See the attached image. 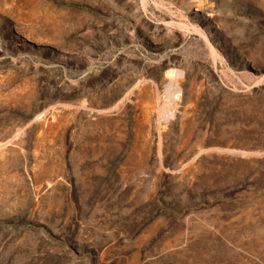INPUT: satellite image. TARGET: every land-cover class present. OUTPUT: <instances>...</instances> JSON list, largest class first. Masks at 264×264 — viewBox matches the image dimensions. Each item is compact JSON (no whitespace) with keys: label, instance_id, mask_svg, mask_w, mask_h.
<instances>
[{"label":"rangeland","instance_id":"obj_1","mask_svg":"<svg viewBox=\"0 0 264 264\" xmlns=\"http://www.w3.org/2000/svg\"><path fill=\"white\" fill-rule=\"evenodd\" d=\"M0 1V264H264V0Z\"/></svg>","mask_w":264,"mask_h":264},{"label":"bare ground","instance_id":"obj_2","mask_svg":"<svg viewBox=\"0 0 264 264\" xmlns=\"http://www.w3.org/2000/svg\"><path fill=\"white\" fill-rule=\"evenodd\" d=\"M14 1V0H13ZM5 5H9V4H4V6ZM3 8V4H2V2L0 1V9H2ZM7 8L9 9V10H13V11H15L14 9H12L13 7H8L7 6ZM15 9H16V11L17 10H22V11H24V13L27 15V17L29 16L30 17V19L29 20H34V21H36V20H40V24H41V22H50L51 23V21H56L57 20V18H55L54 17V11L51 9V7L49 6V5H44V4H42V2L41 1H37V0H31V1H29V2H24V3H20V4H17L15 7H14ZM6 13V12H5ZM21 14V13H20ZM10 15V14H9ZM60 15V14H59ZM58 16V15H57ZM208 19V18H207ZM211 20V19H210ZM202 21H204V20H202ZM206 21V20H205ZM207 22V21H206ZM212 22V21H211ZM39 25V24H38ZM38 25L36 26V27H38ZM203 25H204V23H203ZM41 26L43 27L44 26V24L42 25L41 24ZM41 26L39 27V28H41ZM45 27V26H44ZM37 31V30H36ZM36 31H34V32H36ZM38 31H40V33L42 34V31L41 30H38ZM37 31V32H38ZM211 31V30H210ZM30 32V31H29ZM205 32H206V30H205ZM212 32V31H211ZM39 33V34H40ZM28 34V33H27ZM32 34V33H31ZM35 34V33H34ZM34 34H32V35H29V36H27V38H25V40L26 41H28L29 43H28V45H30L31 47H34L36 44H38L39 45V43H41L42 41H43V37L42 38H40L39 36H34ZM209 34V33H208ZM37 35V34H36ZM211 35V34H210ZM43 36V35H42ZM45 37V36H44ZM206 37V36H205ZM204 39V38H203ZM207 40V39H206ZM19 42V41H18ZM50 42V41H49ZM60 46V45H59ZM62 46V45H61ZM58 47V46H57ZM56 47V48H57ZM64 47V46H63ZM67 48V47H66ZM66 48H64V49H66ZM59 49V48H58ZM57 49V50H58ZM63 49V48H62ZM68 49V48H67ZM213 49V48H212ZM63 51V50H62ZM56 52V51H55ZM67 52V51H66ZM69 52V51H68ZM212 52V51H211ZM214 52V51H213ZM71 53V52H70ZM60 54V53H59ZM57 55V52L54 54V57ZM61 55V54H60ZM214 55V54H213ZM59 56V55H58ZM57 56V57H58ZM67 56V55H66ZM69 57V56H68ZM68 57H65V58H68ZM57 59V58H56ZM64 60V59H63ZM74 63H76V62H74ZM66 64V63H65ZM64 64V65H65ZM165 66H169V67H171L172 66V64H171V61H168L166 64H165ZM7 75V74H6ZM179 75H180V71H177V70H175V69H173V68H169V70H167V71H165V73H163V77H162V83H164V84H167L168 85V88H167V90H166V93L167 94H165V96H167V95H171L172 97H173V101L175 100V99H177V98H179V96L177 95V94H175L176 92H179V91H172V87H174V89H177V84L179 83V79H178V77H179ZM107 77V76H106ZM104 75L103 76H101V80H99V82L96 84V87L99 89L100 87H101V85L103 84L102 82H103V80L106 78ZM3 78H4V76H1V74H0V82L1 81H3ZM140 78V77H139ZM142 80V79H141ZM144 80V79H143ZM7 82V81H6ZM105 82V81H104ZM143 82H145V81H143ZM152 82V81H151ZM138 82H136L135 84H137ZM154 83V82H153ZM7 84V83H6ZM5 84V85H6ZM87 84V83H86ZM123 84V83H122ZM147 84V83H146ZM145 83H144V85H146ZM155 84V83H154ZM1 85V84H0ZM124 85V84H123ZM138 85H139V83L136 85L137 86V88H138ZM141 85V84H140ZM139 85V86H140ZM125 86V85H124ZM135 86V85H134ZM147 86V85H146ZM145 86V87H146ZM150 86H152V85H150ZM6 87V86H5ZM141 87V86H140ZM149 87V86H148ZM153 87V86H152ZM176 87V88H175ZM128 88H129V86H128ZM141 89V88H140ZM152 89H154V88H152ZM128 90V89H127ZM130 90V89H129ZM133 90L135 91V88L133 87ZM142 90V89H141ZM144 90V89H143ZM150 91L151 90H148V89H145L144 91H139V93L140 94H142L141 95V100H139L140 102H141V104H143V105H149V103L150 104H155V106L154 107H157V105L160 103V100L163 98V99H166V98H168V97H164V95L161 97L160 96V93H159V87H157L156 88V90L155 91H153L152 93H150ZM172 91V92H171ZM249 92V91H248ZM129 93V92H128ZM139 93H135V92H130L129 93V97H128V99L130 100V98H131V95H135V96H138L139 97ZM179 94V93H178ZM101 95V94H100ZM103 96V95H102ZM140 98H138V99H140ZM172 100H170V101H172ZM138 101V102H139ZM165 101V103H167V99L166 100H164ZM170 101H168V104H169V102ZM134 103H136V102H134ZM165 103H164V107L161 109V111L158 113L159 115H158V117H159V119L160 118H162V119H165V121H168L169 120V118L171 117V110H169V109H167V107L165 108ZM174 104V103H173ZM172 104V105H173ZM138 105V104H137ZM170 105V104H169ZM171 105V108L172 107H174V106H172ZM139 109H141V107L139 108ZM138 109V110H139ZM112 110V109H111ZM102 111V110H101ZM142 111H144V110H142ZM54 112V111H53ZM52 112V113H53ZM98 112V111H97ZM140 112V111H139ZM145 112L146 111H144V112H141V113H138V122H139V124L138 125H140L141 123L143 124V123H145V125L147 124L146 122H147V120H148V118H147V116H146V114H145ZM48 113H49V111H48ZM109 113V112H108ZM44 114H47V113H44ZM101 114H102V112H101ZM140 114V115H139ZM49 116H50V114H49ZM51 117H52V114H51ZM150 117V116H149ZM39 118H40V116H39ZM47 116L45 115V121L47 122ZM40 119H42V118H40ZM44 119V118H43ZM49 119H50V117H49ZM52 119V118H51ZM58 121H59V119H57ZM150 120V119H149ZM148 120V121H149ZM39 122V121H38ZM49 123V122H48ZM159 124V123H158ZM42 125V124H41ZM46 125V124H45ZM145 125H143V126H145ZM158 125H156V127H157ZM155 129V128H154ZM154 129H152V130H154ZM155 131V130H154ZM153 132V131H152ZM162 131L160 130V131H158V134H160ZM161 134H163V133H161ZM160 134V135H161ZM162 136V135H161ZM144 137V136H143ZM43 139V138H42ZM161 139V138H160ZM184 139V138H183ZM8 142L9 141H5L4 143H0V153L8 146ZM182 142V141H181ZM145 143H146V141H145ZM41 144V143H40ZM215 144H216V142H215ZM218 145H220L219 147H216V148H214V147H212L213 148V150H217V151H219V152H224V153H227V152H229V153H234V154H236V155H239V156H249V155H251V153H246V152H241V151H235V150H233V151H230V150H228V149H226L228 146H229V142L228 141H225V140H222V141H219L218 143H217ZM142 145V144H141ZM181 146V145H180ZM211 147V146H210ZM209 147V148H210ZM223 147H225L224 149H223ZM212 148H210V149H212ZM160 149V148H159ZM142 150V149H141ZM144 152V151H143ZM159 154V153H158Z\"/></svg>","mask_w":264,"mask_h":264}]
</instances>
